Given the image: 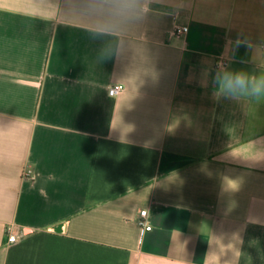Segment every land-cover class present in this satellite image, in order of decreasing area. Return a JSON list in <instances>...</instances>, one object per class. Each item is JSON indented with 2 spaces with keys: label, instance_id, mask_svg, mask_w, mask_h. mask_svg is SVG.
<instances>
[{
  "label": "crops",
  "instance_id": "0c3cea01",
  "mask_svg": "<svg viewBox=\"0 0 264 264\" xmlns=\"http://www.w3.org/2000/svg\"><path fill=\"white\" fill-rule=\"evenodd\" d=\"M129 4L0 0V264H264V0Z\"/></svg>",
  "mask_w": 264,
  "mask_h": 264
},
{
  "label": "clouds",
  "instance_id": "9594fccd",
  "mask_svg": "<svg viewBox=\"0 0 264 264\" xmlns=\"http://www.w3.org/2000/svg\"><path fill=\"white\" fill-rule=\"evenodd\" d=\"M141 0H130L129 7L139 6ZM100 39V35L94 37ZM121 52L119 46H101L99 61L109 59ZM214 95L217 98H227L234 101L249 100L264 101V72L259 74L243 70H233L229 67H219L214 76Z\"/></svg>",
  "mask_w": 264,
  "mask_h": 264
},
{
  "label": "built area",
  "instance_id": "2783aa9c",
  "mask_svg": "<svg viewBox=\"0 0 264 264\" xmlns=\"http://www.w3.org/2000/svg\"><path fill=\"white\" fill-rule=\"evenodd\" d=\"M186 31H187V28H185V27H183V28H176L175 29V33L176 34H184ZM225 64L226 63H225L224 60H219V61H217L216 66L219 68V67H223ZM121 91H123V86L122 85H119V84H115V85H113V86H111L109 88L108 94L110 96H116ZM145 216H146V212L144 210L140 211V213H139V219H138L137 224L139 226H141L144 230L148 231V230L151 229V226L146 223ZM7 235H8L7 241L9 243L15 242L17 240V236L15 234H12L10 232V230L7 231Z\"/></svg>",
  "mask_w": 264,
  "mask_h": 264
},
{
  "label": "water",
  "instance_id": "95a60500",
  "mask_svg": "<svg viewBox=\"0 0 264 264\" xmlns=\"http://www.w3.org/2000/svg\"><path fill=\"white\" fill-rule=\"evenodd\" d=\"M58 230V229H57Z\"/></svg>",
  "mask_w": 264,
  "mask_h": 264
}]
</instances>
